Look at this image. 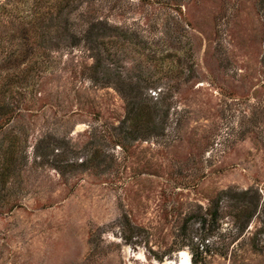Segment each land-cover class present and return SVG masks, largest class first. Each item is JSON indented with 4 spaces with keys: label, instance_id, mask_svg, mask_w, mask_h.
<instances>
[{
    "label": "rangeland",
    "instance_id": "obj_1",
    "mask_svg": "<svg viewBox=\"0 0 264 264\" xmlns=\"http://www.w3.org/2000/svg\"><path fill=\"white\" fill-rule=\"evenodd\" d=\"M114 1L111 19L160 37L164 5ZM181 3L157 60L119 52L123 88L93 83L77 48L0 25V264H264L243 240L236 263L218 254L225 212L210 235L198 220L229 188L261 194L250 233L263 219L258 0Z\"/></svg>",
    "mask_w": 264,
    "mask_h": 264
},
{
    "label": "trees",
    "instance_id": "obj_2",
    "mask_svg": "<svg viewBox=\"0 0 264 264\" xmlns=\"http://www.w3.org/2000/svg\"><path fill=\"white\" fill-rule=\"evenodd\" d=\"M112 1L4 0L0 2V25H17L21 28L20 33L24 40H29L38 30V43L46 38L53 39V46L57 50L64 49L72 52L77 48L83 56L90 59V64L86 65L85 69L87 77L93 83L111 84L117 88H123L116 67L119 52L121 50L134 51L137 56L142 57L145 61L157 60L156 57L161 54L157 44L159 41H163V37L168 33L167 30L171 28L170 21H173L174 26L178 25L180 21L179 10L182 7L181 2L185 0H150L164 5L163 7L166 8L162 17L155 19V22H159L160 27L164 28L157 39L154 37L143 39L145 36L134 34V32L129 33L131 30L128 26H123L120 21L111 19L108 13H104L106 10L111 8L115 10L116 15L120 14L117 13L120 7L117 6L116 1H114L113 6L109 4ZM136 1L143 2L145 0ZM258 11L264 31V0H258ZM121 39L123 42H121ZM39 56L41 57V66L38 67V70L47 67L44 55L40 54ZM262 63L264 65V50ZM32 67V63L25 67V70H23L25 77L29 75ZM133 90L134 88L130 87V93ZM135 97L137 95L132 94L131 103H133ZM130 112L128 111L127 116ZM225 199L226 204H223ZM260 201L261 194L257 189H225L221 191L216 201L198 219L206 231L205 235H210L211 232L220 229L219 218L223 212L230 217L229 228L225 233H222V236L227 238L228 242L222 240V246L224 247L219 249L218 254L228 257L232 263L237 262L236 251L243 248L242 240L246 242V246L251 252H263L264 198L261 204L263 219L260 227L252 233L248 228L252 216L260 205ZM207 224L208 226H206ZM186 228L185 223L184 230ZM205 238L204 236L199 242H195L194 248L198 250L201 243H203L202 252L209 253L211 248L208 242L204 241ZM231 245L233 248L228 252Z\"/></svg>",
    "mask_w": 264,
    "mask_h": 264
},
{
    "label": "bare ground",
    "instance_id": "obj_3",
    "mask_svg": "<svg viewBox=\"0 0 264 264\" xmlns=\"http://www.w3.org/2000/svg\"><path fill=\"white\" fill-rule=\"evenodd\" d=\"M181 254H185L183 251H181ZM186 256V255H185ZM183 257V256H182ZM185 262V261H184Z\"/></svg>",
    "mask_w": 264,
    "mask_h": 264
}]
</instances>
